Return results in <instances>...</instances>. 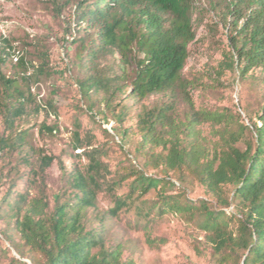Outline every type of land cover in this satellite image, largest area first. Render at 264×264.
I'll return each instance as SVG.
<instances>
[{"label": "trees", "instance_id": "obj_1", "mask_svg": "<svg viewBox=\"0 0 264 264\" xmlns=\"http://www.w3.org/2000/svg\"><path fill=\"white\" fill-rule=\"evenodd\" d=\"M227 1L233 32L221 72L243 78L253 69H264V0ZM192 7L191 0H78L73 7L77 29L93 32L89 41L73 40L86 52L76 55L78 68L85 70L75 79L78 90L89 112L100 104L96 114L106 124V114L111 115L117 124L111 132L121 149L131 140V129L122 127L125 107L116 111L114 100L127 86L129 98L136 101L180 93L189 107L184 121L175 120L170 104L137 115L136 164L129 161L127 169L133 179L125 195H111L108 214L117 216L138 197L156 191L142 214L158 218L170 212L193 224L203 234L212 264H264V102L248 125L237 112L193 109L181 76L194 39ZM107 53L116 54L117 61L100 65ZM44 68L37 67L36 73L43 74ZM0 85V112L10 123L22 114L25 99L14 81L0 78ZM204 122L214 128L212 141L194 129ZM103 133L110 136L105 129ZM26 136L24 131L0 137V150H17ZM72 139L87 163L70 176L68 199L60 203L56 197L52 210L43 197L28 199L18 193L2 199L7 211L0 221L7 226L0 236L17 256L7 264H134L122 257L121 245L106 246L103 231L85 224L98 193L113 190L120 180L108 184L100 150L89 148L78 131ZM51 160L39 157L37 169L43 171ZM149 170H155L153 175ZM189 183L197 184L207 199L189 198ZM169 190L175 194L167 195Z\"/></svg>", "mask_w": 264, "mask_h": 264}, {"label": "rangeland", "instance_id": "obj_2", "mask_svg": "<svg viewBox=\"0 0 264 264\" xmlns=\"http://www.w3.org/2000/svg\"><path fill=\"white\" fill-rule=\"evenodd\" d=\"M76 1L0 0V78L14 81L25 99L22 114L12 122L5 123L0 112V137L27 133L25 143L17 150H0V215L7 211L1 202L9 195L43 197L49 210L56 197L60 203L69 198L70 176L83 171L87 163L83 149H74L72 137L78 131L81 140L91 145L89 148L100 150L107 183L120 180L113 190L104 188L99 192L95 206L86 212V226L102 230L106 246L121 245L122 257L134 264H212L203 234L193 224L170 212L158 218L152 213L148 217L142 214L156 199V191L138 197L134 205L123 208L117 216L108 214L113 207L111 195H125L133 179L127 169L129 161L136 164L133 148L139 140L137 115L144 109L170 104L175 120L184 121L189 107L180 93L153 94L136 101L129 98L127 86L125 93L114 100L116 111L125 107L122 127L131 129V140L121 149L117 136L111 132L116 122L110 114H106L108 123L103 122L102 116L96 114L100 104L89 112L75 81L85 73L78 68L76 55L86 52L73 40L89 41L93 33L77 29L73 21ZM191 1L194 39L188 44L181 76L192 107L195 111L237 112L242 123L248 125L250 119L256 120L264 102V69H253L243 78L229 70L221 72L233 32L228 28L233 19L227 12L228 1ZM117 58L116 54L107 53L98 62L110 65ZM39 66L45 67L43 74L36 73ZM9 99L13 103L14 98ZM194 129L203 140H213L210 123H197ZM41 156L52 158L43 171L37 169ZM154 172L149 170L148 174ZM173 194L172 190L167 193ZM186 194L191 199H207L195 183L188 184ZM6 226L0 221V231ZM9 257L17 256L0 236V264H7Z\"/></svg>", "mask_w": 264, "mask_h": 264}]
</instances>
